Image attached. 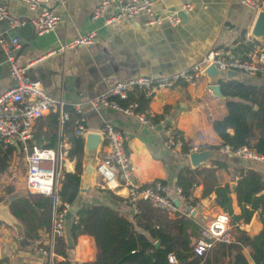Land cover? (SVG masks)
<instances>
[{
	"label": "crops",
	"instance_id": "crops-1",
	"mask_svg": "<svg viewBox=\"0 0 264 264\" xmlns=\"http://www.w3.org/2000/svg\"><path fill=\"white\" fill-rule=\"evenodd\" d=\"M98 2L99 0H52L48 9L56 14L58 23L50 32L35 34L29 24V19L35 12L19 0H0L12 17L25 21L21 27L10 29L5 21L0 20V37L5 40L17 38L19 47L15 58L19 65L26 66V77L40 80L46 92L61 99L68 107L73 103H83L114 82L130 76L169 77L198 61L213 48L228 50L237 57H244L252 44L264 48V36L253 37L250 34L258 12L245 9L237 0H150L153 13L177 14L180 17L177 25L167 22L145 25V14L131 20L105 24L111 12L109 8L103 16L91 20L90 13ZM184 5L191 7L186 10ZM88 31L95 32L90 45L61 51L64 43ZM240 44L250 47L244 51L240 49ZM50 50L54 53L46 55ZM232 79L264 87L262 76L250 77L239 73ZM209 84L203 75L193 85L177 80L170 87L159 89L152 96L145 97L146 106L141 112L150 120L151 126L142 124L131 115L104 106L93 108L82 104L84 127L86 132L96 133L103 124H111L124 137L123 147L132 167L133 182L137 185L160 182L164 194L174 199L178 170L181 167H197H191L188 157L170 153L163 145L162 132L165 127L172 128L181 149L195 147L199 151L217 150L214 147L220 145V139L213 132L211 123L225 114L224 98L215 97ZM10 85L7 66L0 49V93ZM261 97L264 99V88ZM49 114H43L41 118ZM55 121L56 138L51 148L58 146L63 154L60 170L72 172L74 159L67 158L70 145L64 131L62 132L63 124L59 125L56 117ZM35 122L36 120L32 130L35 127L36 133L48 131L50 126L45 122L40 126L35 125ZM226 132L229 137L233 134L231 128H227ZM80 138L83 141L84 136ZM9 150L7 170L0 176H11L14 162H20L23 167L20 184L24 190H21L15 197L17 198L27 192L24 188L23 153L16 146H11ZM95 158L94 171L82 179V188L80 191L78 189L65 215L63 235L55 243V251L66 257L67 264H96L98 259V250L90 235L71 237L69 233L75 220V211L81 205L103 204L115 209L131 221L135 231L144 234L153 243L156 242L135 225L131 210L121 202L123 188L115 192L105 187V182L97 171L101 158L100 146ZM214 160L224 164L215 170L216 181L220 186L227 184L230 188L234 184L235 187L238 171L245 169L256 171L264 181L263 163L229 154L214 153L213 158L198 167H209ZM82 166L80 160V168ZM81 175L80 172L79 178ZM202 189L200 181L192 187L191 195L195 199V205L188 215H183L188 208L182 201H178L179 213L167 214L168 217H191L197 227H201L204 221L220 216L228 222L230 228V217L214 203V192L203 196ZM233 189L230 188L229 193L230 208L233 215H238L240 209ZM5 193L11 194L10 189ZM8 203L6 197L0 199V258L10 264H44V259L35 252V248L45 242L49 225L37 229L34 235L27 237L21 223L9 213ZM235 225L249 235L255 234L261 229L259 213L254 211L247 223L239 220ZM186 230L189 231V227ZM249 252L248 247L242 248L247 264H253Z\"/></svg>",
	"mask_w": 264,
	"mask_h": 264
},
{
	"label": "built area",
	"instance_id": "built-area-1",
	"mask_svg": "<svg viewBox=\"0 0 264 264\" xmlns=\"http://www.w3.org/2000/svg\"><path fill=\"white\" fill-rule=\"evenodd\" d=\"M19 1L29 10L35 12L29 19V24L35 34L50 32L55 28L58 17L48 9L52 0ZM237 2L251 12H259L264 9L263 0H237ZM190 7V5H184L183 8L188 10ZM107 8L111 12L106 18L105 24L131 20L141 14L146 15L143 22L145 25H159L163 22L177 25L180 22V17L177 14L159 15L153 13L150 0H99L90 13V19L95 20L103 16ZM0 20L5 21L10 29H16L25 23L22 19L12 17L2 3H0ZM94 37V31L85 32L70 42L64 43L60 49L64 51L66 48L88 46L93 42ZM18 47L16 37L6 40L0 37V49L11 83L8 89L0 93V143L4 149L16 146L23 153L25 190L31 194L49 197L52 202L46 240L43 244L36 246L35 252L44 259V264H67L66 257L55 251L56 240L63 235L65 215L70 208V204L60 202L56 194L63 154L58 150V146L56 148H41L35 145L29 146L28 141L31 139L34 121L43 114H55L59 125L63 124L68 115L64 110L65 103L61 99L46 92L40 80L26 77V66H21L16 62L15 53ZM53 53L54 51L50 50L45 54ZM210 65L220 71H231L234 74L240 73L250 77H264V48L258 44H252L244 57L231 55L228 50L222 48H213L208 50L198 61L169 77L152 78L137 75L116 81L106 90L88 98L83 103L70 105L77 114L74 135L80 137L86 132L84 117L81 113L82 104L93 108L104 106L116 112L131 115L142 124L151 126L150 120L142 112L137 111L138 103L128 99L129 93L140 91L145 97H150L157 90L168 88L177 80L193 85L202 76L205 68ZM119 101L125 102L122 104ZM98 133L101 136V158L97 164V171L102 176L105 187L113 189L115 192L123 188L124 193L120 196L121 202L133 214L137 210L136 204L139 200L148 202L166 214H178L179 208L175 201L182 200L179 187H175L173 199L164 194L160 182L135 184L132 180V167L123 147L124 137L108 123L103 124ZM162 135L163 145L170 153H177L187 158L190 153L199 151L195 147L181 150L180 142L170 127H165ZM216 152L264 164L263 155L245 146L231 149L228 145H221ZM191 210L192 208L184 211L183 215H188ZM230 241H232V236L229 233L228 222L218 216L204 221L192 250L194 254L200 256L215 242L228 243ZM166 263L176 264L175 257L170 253L167 254ZM0 264L10 263L0 258Z\"/></svg>",
	"mask_w": 264,
	"mask_h": 264
},
{
	"label": "trees",
	"instance_id": "trees-1",
	"mask_svg": "<svg viewBox=\"0 0 264 264\" xmlns=\"http://www.w3.org/2000/svg\"><path fill=\"white\" fill-rule=\"evenodd\" d=\"M240 46L244 51L250 47ZM218 85L224 98L225 114L211 123L213 132L220 139V145L214 148L221 145H228L231 149L245 146L264 156V99L261 97L264 87L232 78L220 79ZM128 99L138 103L136 109L139 112L146 106L147 99L140 91L130 92ZM119 102L124 104L125 101ZM64 110L68 118L63 122L62 132L70 145L67 158L74 159V169L72 172L60 170L56 194L60 202L70 204L78 192L83 141L73 132L77 114L66 105ZM43 122L51 128L40 134L35 132L34 127L29 146L35 144L41 148H51L54 145L55 114L37 118L35 125L40 126ZM227 128L233 130L231 137L226 132ZM9 156V148H1L0 143V174L6 172ZM223 166V162L214 160L209 167H181L177 172L176 187L180 189L181 201L186 208L195 205L191 190L200 181L203 187L201 195L214 192V203L231 220L229 232L232 241L215 242L200 256L192 250L200 227L191 217L169 218L166 212L143 200L137 202L132 219L137 227L157 242V246L147 236L135 231L129 219L103 204L81 205L76 209L69 233L71 237L80 234L92 237L98 250L96 264H166V255L169 253L175 257L177 264H222L224 261L226 264H247L242 254L244 247L250 249L249 256L253 264H264V181L254 170L238 171L233 193L240 213L233 215L230 188L227 184L218 185L215 177V170ZM51 209L49 197L28 192L8 203L9 213L21 223L27 237L34 235L39 228L48 227ZM254 211L259 213L261 229L249 235L235 224L239 220L247 223ZM186 227L190 230L187 231Z\"/></svg>",
	"mask_w": 264,
	"mask_h": 264
},
{
	"label": "water",
	"instance_id": "water-1",
	"mask_svg": "<svg viewBox=\"0 0 264 264\" xmlns=\"http://www.w3.org/2000/svg\"><path fill=\"white\" fill-rule=\"evenodd\" d=\"M250 34L253 37H261L264 36V12L259 11L256 15L254 24L251 28ZM203 76H205L209 81V89L212 92V94L221 99L222 95L219 90L218 81L221 78H233L235 74L231 71H220L217 68H215L213 65L208 66L205 68V70L202 73ZM83 138V147H82V155H81V164L83 165L81 167V177L79 178V185L78 189L79 191L82 188V179L87 176L91 175L94 171V164H95V155L96 151L99 148L101 144V136L98 132H85ZM216 154L215 151L210 150H200L197 152H192L188 156L189 163L191 167H198L201 163L206 162L207 160H210L213 158V154ZM234 184L230 185V188L233 189ZM20 194V193H18ZM18 194H8L6 196V199L8 202L12 201ZM175 204L178 205V201H175ZM190 210V208H188ZM154 246H157V242L153 243Z\"/></svg>",
	"mask_w": 264,
	"mask_h": 264
},
{
	"label": "rangeland",
	"instance_id": "rangeland-1",
	"mask_svg": "<svg viewBox=\"0 0 264 264\" xmlns=\"http://www.w3.org/2000/svg\"><path fill=\"white\" fill-rule=\"evenodd\" d=\"M11 172H12L11 176L10 175H8V177H4V175L0 176V199L1 198L4 199L7 196L5 191H9V189H10V193L13 194L14 193L18 194L21 192V190H24L21 188V184H20V181L23 179L22 178L23 167L18 160L14 162L13 171Z\"/></svg>",
	"mask_w": 264,
	"mask_h": 264
}]
</instances>
